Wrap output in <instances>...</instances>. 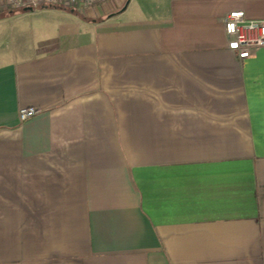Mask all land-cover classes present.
<instances>
[{
  "label": "crops",
  "instance_id": "crops-1",
  "mask_svg": "<svg viewBox=\"0 0 264 264\" xmlns=\"http://www.w3.org/2000/svg\"><path fill=\"white\" fill-rule=\"evenodd\" d=\"M160 1L0 11V264H264V0Z\"/></svg>",
  "mask_w": 264,
  "mask_h": 264
},
{
  "label": "built area",
  "instance_id": "built-area-1",
  "mask_svg": "<svg viewBox=\"0 0 264 264\" xmlns=\"http://www.w3.org/2000/svg\"><path fill=\"white\" fill-rule=\"evenodd\" d=\"M101 0H0L2 9L27 8L36 10L42 6L62 5L74 8L79 5H92ZM224 33L227 38V47L236 58L245 59L250 57L257 49L264 47V21L246 20L244 12L234 10L227 13L223 18ZM36 114L34 107L20 108L17 116L23 122Z\"/></svg>",
  "mask_w": 264,
  "mask_h": 264
},
{
  "label": "rangeland",
  "instance_id": "rangeland-1",
  "mask_svg": "<svg viewBox=\"0 0 264 264\" xmlns=\"http://www.w3.org/2000/svg\"><path fill=\"white\" fill-rule=\"evenodd\" d=\"M162 2L164 0H161ZM160 1V2H161ZM128 6L127 11L125 12V17H133L134 14L132 13V9H133V4H134V0H105L102 3H98V4H94L91 5L90 7H94L95 11L97 12V14L101 13L103 14L105 17L109 16L110 14H113L114 12H120L121 10H123V8H125L126 5ZM79 6H84V5H79ZM13 13L16 12L14 9L11 10ZM11 19V18H10ZM26 19H22V25H26ZM27 26V25H26ZM25 27V26H23ZM16 31L14 29H11V26H9L8 24H2L0 22V52L4 51L5 48L3 46V43L5 41L12 43L14 40L13 33Z\"/></svg>",
  "mask_w": 264,
  "mask_h": 264
}]
</instances>
